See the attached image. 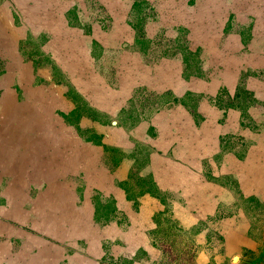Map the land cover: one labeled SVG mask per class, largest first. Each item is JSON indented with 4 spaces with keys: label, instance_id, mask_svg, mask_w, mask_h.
Wrapping results in <instances>:
<instances>
[{
    "label": "rangeland",
    "instance_id": "374dc122",
    "mask_svg": "<svg viewBox=\"0 0 264 264\" xmlns=\"http://www.w3.org/2000/svg\"><path fill=\"white\" fill-rule=\"evenodd\" d=\"M5 252L264 264V0H0Z\"/></svg>",
    "mask_w": 264,
    "mask_h": 264
},
{
    "label": "crops",
    "instance_id": "0c3cea01",
    "mask_svg": "<svg viewBox=\"0 0 264 264\" xmlns=\"http://www.w3.org/2000/svg\"><path fill=\"white\" fill-rule=\"evenodd\" d=\"M120 197H121V193H120V192H117V198L119 199V201H121V198H120ZM123 201H124V200H122V203H124L125 205H127V203H126L125 201H124V202H123ZM10 245H11V242L8 244V247H9ZM7 249H8V248H7ZM6 252H7V251H6ZM6 252H5L3 255H1L0 258L4 257L5 254H6ZM7 255H8V254H7ZM7 255H6V256H7ZM37 263H38V264H44L43 262H38V260H37ZM45 264H50V262H47V263H45Z\"/></svg>",
    "mask_w": 264,
    "mask_h": 264
}]
</instances>
